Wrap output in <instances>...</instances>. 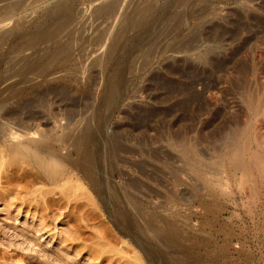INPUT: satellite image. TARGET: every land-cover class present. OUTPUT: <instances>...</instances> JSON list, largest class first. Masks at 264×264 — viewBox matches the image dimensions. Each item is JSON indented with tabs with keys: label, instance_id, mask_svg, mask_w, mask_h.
I'll use <instances>...</instances> for the list:
<instances>
[{
	"label": "rangeland",
	"instance_id": "obj_1",
	"mask_svg": "<svg viewBox=\"0 0 264 264\" xmlns=\"http://www.w3.org/2000/svg\"><path fill=\"white\" fill-rule=\"evenodd\" d=\"M0 1V99L31 101L19 115L37 136H92L100 181L74 151L57 183L7 168L2 191L44 207L0 198V240L47 220L43 248L68 264L102 251L114 264H264V0ZM11 251L7 264H36Z\"/></svg>",
	"mask_w": 264,
	"mask_h": 264
},
{
	"label": "bare ground",
	"instance_id": "obj_2",
	"mask_svg": "<svg viewBox=\"0 0 264 264\" xmlns=\"http://www.w3.org/2000/svg\"><path fill=\"white\" fill-rule=\"evenodd\" d=\"M68 18L63 17L62 20L67 22V20L71 19V18H69V19ZM62 23L63 22L56 23V26H54L51 30L52 35L56 34L57 32H59L60 29H62V27H63V26H61ZM64 26H65V23H64ZM110 87L112 88L113 85ZM1 88H3V87H1ZM4 89H6V88H4ZM9 89H11V88H9ZM26 90H27V88H22V90L18 93V95L25 93ZM112 90H111V92H112ZM1 91H2V89L0 90V97L2 95ZM4 91L5 90H3V92ZM8 91L6 90V94ZM3 94H5V93H3ZM10 94H11V92H10ZM111 94H110V96H111ZM12 95H15V92ZM109 99L111 100V98H109ZM30 103H31V101L27 102V103H23V104L18 105V106H12L7 102L6 99H0V184H5V182H7V181H8L7 183H9V181H10V175H6V172H5V171H7L6 170L7 168L11 167L12 173H13L12 175H14L17 172L16 169H18L17 168L18 165H22L23 163L34 164L37 167L36 173L38 174V177L41 179V181L46 182V183L53 184V183H57L60 180L65 179L67 177L71 178V176H72L70 174L71 172L70 171L68 172V168L65 167V165L63 163V155H70V153H72L74 151V155H75L74 160H75L76 164L81 167L83 174L86 177H88L89 179L93 180L96 185H98V182H100V181H98V179H96V176H95L97 165H96V154H95V151L92 147L93 137L86 134V133L78 134L77 137H74L73 134L67 136L64 134L58 135L57 133L56 134L55 133H53V134L39 133V136H37V134H36L37 131H35L32 128L33 124L29 123V120L31 118L29 116L27 117L26 115L23 116L24 114L19 115L20 111L23 110L26 106L28 107ZM16 113L18 115H16ZM28 115H30V114H28ZM73 137L75 138V140L73 139L71 141V138H73ZM70 141H71V143H70ZM11 169L9 168L10 171H11ZM9 173L11 174V172H9ZM25 174H26V172H25ZM22 175H23V173H22ZM14 177H15V175H14ZM3 187L4 186L0 187V191H1L0 192V198L1 199L6 198L5 200L7 201V197L8 198L10 197L8 195L12 194L14 191L11 190L12 193L9 194V191H10L9 188L10 187L9 188L7 187L9 190L7 189V190H4V192H3L1 189ZM46 191H44V189L39 190V188H38V190L35 189L34 193H36V194H34V199L35 198L37 199L38 197L43 196L44 198H47V201H53L54 202V200H56V199L52 198V197H51V199H49L50 198V197H48L49 190H48V192H46ZM14 195L16 197L15 199L19 200L21 206H19L20 208H17L18 203H19L18 201H12L14 204H16V205H14L13 203L9 202V200H8V202H5V203H6L7 207H8V205H9V207L10 206L12 207V208L10 207L9 209H11V210L13 208H14V210L18 209L19 213H22L25 211H31V210H33V208H36L39 211H43L44 206L42 207V209H39L42 205H40L41 203H38V202H43V201H39L37 199L38 204H35V203H33L35 201L31 200L32 197L30 200H28L27 196H25V194L22 195L21 191H16ZM50 195H51V192H50ZM44 198H41V199H44ZM11 200L12 199H10V201ZM44 200L46 201V199H44ZM128 200L131 201V198H129ZM50 204H51V202H50ZM47 207H49V206H47ZM49 209H50V207H49ZM138 216H141V214L139 215V213H138ZM46 221L42 220L41 222H39L40 224L38 226H34L33 229H35V230L32 229V231L28 230L27 232H19V234H17L16 232H13L14 234H12V233L10 234L8 232H4V234L2 233L3 235H2L1 240H0V255H2V256H0V264H7L10 261L12 262L13 258L15 257V254H12L14 251L12 252L11 250H17L16 254L19 257L20 256L24 257L26 255L28 257L30 255L32 263L35 262L36 264H57V263H59V261H61L62 263L65 262L64 264H68V261H66L67 258L63 257V256H65V255H63L64 253L60 254L61 252L57 253V251H54V252L50 251L52 253L51 254V253H49V250L47 248H43L44 243H42L40 241V239L41 238L44 239L43 238L44 235L49 233L48 229H49L50 223L46 222ZM48 221H49V219H48ZM139 221H141V220H139ZM138 222H136V220H133V221H130L129 224L126 226L130 225V227H135V226L137 227ZM141 224H142V222H141ZM142 225H141V227H142ZM152 226L153 225H150V224L147 225L146 224L144 227H142V229H143L142 232L144 234H147L148 232H150V228ZM130 227H129V229H130ZM131 230H132V228L130 230H128V231L126 230V231L128 233H133V231L131 232ZM73 233H75V232L72 231L70 233V237L68 235H63V236H68L69 238H67V239L73 240L76 237V235H75V237L73 238V236H74ZM76 233H78V232H76ZM50 236H52V235H50ZM63 236L62 237H56V239L61 243L65 239ZM141 237H142L141 235H138V238L141 239ZM25 238L31 239L30 242L31 243H32V241L35 242L36 246H34V243H33L32 244L33 248L31 249V246H30L31 243L29 245L28 244L29 242L27 243L28 246H25V242L28 241V240L26 241ZM78 238L79 237L77 234L76 240ZM20 239H23L24 242L19 244L17 241ZM67 239H65V241ZM70 240H67V241L70 242ZM35 247H37V249H34ZM105 250L107 251L108 249H105ZM25 251H29V252H25ZM110 252H111V250H110ZM120 252H121V250H120ZM112 253L114 255V252H112ZM121 253H123V252H121ZM108 255L105 251H102L99 254L93 253V254H88L87 256H90L91 258L94 257L93 258L94 260L93 261L91 260L92 262L90 264H105V263H109V264L113 263L114 264V261L111 259L112 256L109 257ZM90 257H89V259H91ZM117 257H118V255H117ZM64 258H65V261H64ZM86 258L88 259V257H86ZM124 259H127V258H124ZM68 260H69V258H68ZM117 260H118V258H117ZM117 260L115 258V261H117ZM55 261H58V262L55 263ZM61 262H60V264H61ZM119 264H120V262H119Z\"/></svg>",
	"mask_w": 264,
	"mask_h": 264
}]
</instances>
